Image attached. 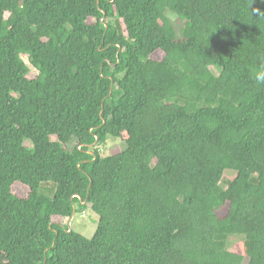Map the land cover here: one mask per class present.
Here are the masks:
<instances>
[{"label":"trees","instance_id":"16d2710c","mask_svg":"<svg viewBox=\"0 0 264 264\" xmlns=\"http://www.w3.org/2000/svg\"><path fill=\"white\" fill-rule=\"evenodd\" d=\"M262 59L264 0H0V264H264Z\"/></svg>","mask_w":264,"mask_h":264},{"label":"rangeland","instance_id":"374dc122","mask_svg":"<svg viewBox=\"0 0 264 264\" xmlns=\"http://www.w3.org/2000/svg\"><path fill=\"white\" fill-rule=\"evenodd\" d=\"M174 28L177 34H182L181 24L178 20L174 21ZM4 34H7V31H4ZM21 61L27 63L26 59L23 58ZM38 73V71H36ZM168 103H176L177 105H184L185 100L183 98L168 100ZM119 140L117 138H108L105 142L101 144H93L89 146V149L92 153L96 152L101 158L112 156L116 152V146ZM69 144L72 147L78 146V141L74 138H71ZM29 149V147H28ZM228 181L222 180L220 182L219 188L220 190H224L228 186ZM39 193L43 196L53 199L56 186L53 183L43 182L39 185ZM99 217L92 210L85 208L81 213H75L71 222L70 229L74 232H77L84 236L86 239H91L98 228ZM217 240L222 239L221 237H216ZM243 243V254L247 255L249 252V242L245 237L240 239Z\"/></svg>","mask_w":264,"mask_h":264},{"label":"clouds","instance_id":"9594fccd","mask_svg":"<svg viewBox=\"0 0 264 264\" xmlns=\"http://www.w3.org/2000/svg\"><path fill=\"white\" fill-rule=\"evenodd\" d=\"M253 78L256 83L264 85V59L261 60L253 72Z\"/></svg>","mask_w":264,"mask_h":264},{"label":"water","instance_id":"95a60500","mask_svg":"<svg viewBox=\"0 0 264 264\" xmlns=\"http://www.w3.org/2000/svg\"><path fill=\"white\" fill-rule=\"evenodd\" d=\"M105 27H106V26H105ZM106 29H107V27H106ZM88 153H89L90 155H93V153H92L91 151H89ZM74 215H75V208H74V206H73V212H72V215H71V218H70L69 224H68V228H69L68 231H70V222H71V220H72V218H73Z\"/></svg>","mask_w":264,"mask_h":264}]
</instances>
